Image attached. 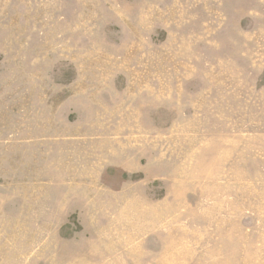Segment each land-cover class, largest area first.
<instances>
[{
  "label": "rangeland",
  "instance_id": "374dc122",
  "mask_svg": "<svg viewBox=\"0 0 264 264\" xmlns=\"http://www.w3.org/2000/svg\"><path fill=\"white\" fill-rule=\"evenodd\" d=\"M0 264H264V0H0Z\"/></svg>",
  "mask_w": 264,
  "mask_h": 264
}]
</instances>
